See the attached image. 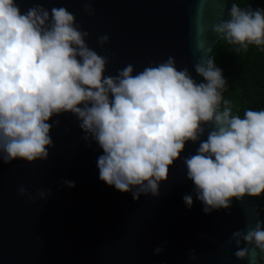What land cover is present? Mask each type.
Segmentation results:
<instances>
[{
	"label": "clouds",
	"instance_id": "9594fccd",
	"mask_svg": "<svg viewBox=\"0 0 264 264\" xmlns=\"http://www.w3.org/2000/svg\"><path fill=\"white\" fill-rule=\"evenodd\" d=\"M85 12L94 14L91 4ZM228 16L212 26L218 40L237 53L264 49V9L232 3ZM88 37L63 6L22 11L16 0H0V161H46L54 146L50 120L71 113L85 141L103 150L100 181L138 201L159 196L186 143L207 131L196 154L183 161L205 214L230 209L234 199L264 196V109L232 115L222 96L227 81L211 56L194 65L201 83L187 68L178 70L173 57L135 74L129 64L105 76L109 60L89 48ZM108 42L107 35L98 38L101 46ZM19 193L33 199L24 186ZM183 200L190 209L192 196ZM233 242L235 258L254 264L251 255L264 251V227L234 231Z\"/></svg>",
	"mask_w": 264,
	"mask_h": 264
},
{
	"label": "water",
	"instance_id": "95a60500",
	"mask_svg": "<svg viewBox=\"0 0 264 264\" xmlns=\"http://www.w3.org/2000/svg\"><path fill=\"white\" fill-rule=\"evenodd\" d=\"M22 11L40 4L65 7L75 15L86 43L109 63L105 76L126 65L135 72L173 57L198 82L194 65L210 56L220 41L212 26L228 19L236 0H16ZM91 4L94 14L85 12ZM107 35L103 46L98 38ZM58 121V123H57ZM53 147L46 161H0V264H250L235 258L234 231L262 226L250 197L233 200L230 209L205 214L187 179L183 161L199 143L187 142L169 169L159 196L121 193L99 179L103 150L86 142L71 113L50 120ZM65 181L75 183L68 188ZM20 186L32 200L21 196ZM50 194L45 199L39 191ZM191 195L189 209L183 197ZM161 254H154L156 248ZM195 259H192V253ZM262 264L258 250L250 257Z\"/></svg>",
	"mask_w": 264,
	"mask_h": 264
},
{
	"label": "trees",
	"instance_id": "16d2710c",
	"mask_svg": "<svg viewBox=\"0 0 264 264\" xmlns=\"http://www.w3.org/2000/svg\"><path fill=\"white\" fill-rule=\"evenodd\" d=\"M236 4L241 9H264V0H236ZM210 56L227 81L222 96L229 102L232 115L243 117L248 109H264V49L250 46L247 51L237 53L234 46L220 40ZM223 107L222 102L221 110ZM250 198L258 207L264 227V196ZM257 250L264 264V251Z\"/></svg>",
	"mask_w": 264,
	"mask_h": 264
}]
</instances>
